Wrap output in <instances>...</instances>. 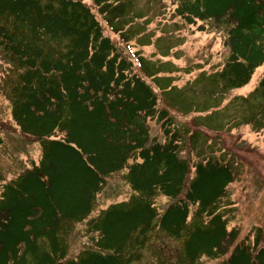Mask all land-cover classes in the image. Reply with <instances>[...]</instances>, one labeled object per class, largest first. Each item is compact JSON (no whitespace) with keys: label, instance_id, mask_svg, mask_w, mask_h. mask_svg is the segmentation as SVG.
Segmentation results:
<instances>
[{"label":"trees","instance_id":"1","mask_svg":"<svg viewBox=\"0 0 264 264\" xmlns=\"http://www.w3.org/2000/svg\"><path fill=\"white\" fill-rule=\"evenodd\" d=\"M88 1L0 0V47L17 72L4 125L41 146L37 162L8 181L0 176V264H138L151 243L156 264H264L261 234L238 241L239 228L217 211L232 168L209 158L188 178L168 112L92 9L110 26L122 4ZM170 1L185 23L220 34L226 87L245 86L264 66V0ZM254 94L264 100V67ZM156 116L163 142L150 135ZM117 174L129 196L94 213ZM159 193L172 201L162 212L153 203ZM82 222L90 245L70 257L68 237ZM163 240L168 254L157 246Z\"/></svg>","mask_w":264,"mask_h":264},{"label":"rangeland","instance_id":"2","mask_svg":"<svg viewBox=\"0 0 264 264\" xmlns=\"http://www.w3.org/2000/svg\"><path fill=\"white\" fill-rule=\"evenodd\" d=\"M110 1L123 6V13L112 25L108 26L94 6L93 12L104 35L151 87L157 109L168 112L170 128L179 135L180 156L191 167L188 178L193 177L192 166L198 162L216 158L228 163L234 179L217 211L230 228H239L238 241H251L258 233L264 240V100L254 94L264 66L254 71L245 86L228 88L219 76L229 56L220 34L210 32L200 21L185 23L176 16L170 0ZM16 78V70L0 47V176L4 181L18 175L30 161L37 162L41 154L38 141L4 125L12 123L9 89ZM149 127L151 138L165 140L158 116L150 120ZM120 175L107 179L94 213L129 196L131 190ZM171 202L160 193L153 199L158 212ZM91 236L85 222L76 224L68 237L69 256H77L90 245ZM157 246L167 254L173 249L170 241L161 245L158 241ZM153 248L151 243L141 251L138 264H156ZM220 261L202 257L200 264Z\"/></svg>","mask_w":264,"mask_h":264}]
</instances>
